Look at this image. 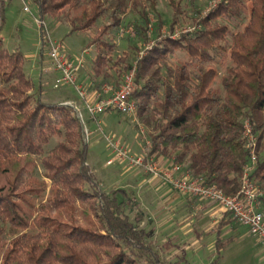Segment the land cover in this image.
Here are the masks:
<instances>
[{"label": "trees", "instance_id": "16d2710c", "mask_svg": "<svg viewBox=\"0 0 264 264\" xmlns=\"http://www.w3.org/2000/svg\"><path fill=\"white\" fill-rule=\"evenodd\" d=\"M147 1L155 12V0ZM167 1L174 14L169 28L188 17L194 29L157 42L136 63L132 98L147 129L148 154L166 157L232 196L249 158L243 138L248 122L257 138L252 179L263 192L264 210V0H218L210 9L197 0ZM31 2L40 20H63L69 33L95 30L88 42L97 49L94 90L118 82L129 67L126 55H110L108 32L128 11L139 14L137 37H145L149 22L147 12L138 11L141 0ZM156 22L159 33L163 25ZM33 90L22 53L9 52L0 38V264H190L183 249L173 260L160 258L150 233L130 218L135 200L125 189L102 190L87 164L75 109L44 102L40 87ZM37 167L42 178L35 176ZM227 242H216L210 264Z\"/></svg>", "mask_w": 264, "mask_h": 264}, {"label": "rangeland", "instance_id": "374dc122", "mask_svg": "<svg viewBox=\"0 0 264 264\" xmlns=\"http://www.w3.org/2000/svg\"><path fill=\"white\" fill-rule=\"evenodd\" d=\"M141 1L138 11L144 10L147 12L149 19L143 39L137 37L134 31V25L139 20L137 11H128L123 16L121 24L107 34L109 41L114 45L110 55L113 59L126 55L127 61L125 63L129 64V67L133 63H137L157 42L162 41L164 38L179 37L190 31L194 25L188 17L180 18L179 22L170 29L169 25L174 14L167 0H155V12L149 10L147 0ZM209 2L210 0L196 1L201 9L206 8ZM25 4L29 7L30 12L23 11V3L20 0H0V38L5 48L9 52L19 51L22 53L24 72L34 85L33 92L40 87L42 101L58 103L66 98L78 99L79 97L74 88L65 85L54 87L58 73L51 69L47 56V43L44 39L41 43V30L36 22V18H38L36 6L31 0H25ZM189 15H192V13H189ZM157 18L163 25L159 33L155 32ZM43 20L51 41L58 42L63 52H66L72 60L82 57L83 66L79 72L84 73V69L87 68L88 71L84 76L91 80L92 57L96 55L97 49L95 45L89 46L88 42L93 37L95 30L84 33H69L70 27L67 22L52 17H44ZM103 21L107 22L108 20L105 18L98 21L96 26H100ZM132 44L137 48H132ZM177 57L182 58V52L178 51ZM114 69H116V66H114ZM124 72L122 70L120 77ZM84 83L88 84V81ZM88 92L92 94L93 91L90 89ZM80 102L82 101L80 100ZM77 106L80 109L84 141L87 144V164L100 181L102 190L109 191L114 188H123L127 191L129 197L139 196L140 189L138 185L130 184L129 177L124 172V174L122 173L124 165L130 167L127 161L114 160L113 163L107 164V160L112 157V148L108 140L118 142L131 156L140 155L146 149V141L149 142L145 126L138 121L136 113L134 116H130L118 112H107L88 120L85 110L80 105ZM141 130H143L142 133ZM57 142L58 139L52 140L46 150L52 148ZM35 176L42 178L40 167H37ZM260 191L263 193L261 189ZM147 202V211L142 209L148 212V216H144L142 210L137 213L135 211L137 205L129 208V215L139 227L146 228L150 233L154 250L163 261L175 259L176 254L182 248L185 250L186 258L190 264H210L217 256L215 249L216 230L203 231L199 237H188L186 239L185 235L182 234V230L177 227L176 235L178 239L174 240L169 226L166 225L167 222L164 220L171 217H183L186 213L184 209L179 207L171 210L168 204L165 203L154 209L158 201L153 203L152 199ZM262 211L264 213L263 209ZM152 215L157 216L154 218ZM210 226L211 224H207L208 228ZM199 227L202 230V226L199 225ZM193 228L195 227L193 226ZM219 239L221 241L230 240L221 247L220 257L216 264H264V245L257 242L246 227L238 224L237 232L232 235L226 234L223 230L219 235ZM166 241L171 242L168 248L162 245ZM139 264L144 263L140 262Z\"/></svg>", "mask_w": 264, "mask_h": 264}, {"label": "built area", "instance_id": "2783aa9c", "mask_svg": "<svg viewBox=\"0 0 264 264\" xmlns=\"http://www.w3.org/2000/svg\"><path fill=\"white\" fill-rule=\"evenodd\" d=\"M23 3V11L30 12L29 7ZM218 0L209 2L208 9L214 7ZM206 9V11H208ZM43 39L48 45L47 56L51 69L58 73L55 79L54 87L65 85L74 88L79 99L83 102L84 108L90 118H95L107 112H118L125 115L134 116L137 111V103L132 98L135 85V74L137 64L133 63L127 71L119 78L116 83H103L92 94L88 88L77 81V76L83 66L82 57L75 60L67 57L58 42L51 41L44 20L36 18ZM194 28L191 27V32ZM151 46V45H150ZM76 111L77 116L81 119L80 109L77 105L70 104ZM143 130H141V133ZM243 138L245 149L248 151V161L242 167L239 177V189L232 195H225L214 184H207L202 176L195 177L182 165L171 160L168 167L161 165L158 160L148 154L149 142L146 141V149L142 154L131 156L118 142L108 140L112 148V157L107 160V164L113 163L114 160H126L132 168H139L151 177L160 179L171 189L198 199L208 201L218 205L231 217L248 230V232L258 239L264 245V213L259 203V197L262 195L258 184L252 179V173L257 161L256 153V134L251 130L248 122L243 126Z\"/></svg>", "mask_w": 264, "mask_h": 264}, {"label": "crops", "instance_id": "0c3cea01", "mask_svg": "<svg viewBox=\"0 0 264 264\" xmlns=\"http://www.w3.org/2000/svg\"><path fill=\"white\" fill-rule=\"evenodd\" d=\"M64 53L66 54L67 57H69L66 52ZM93 59L94 57H92V62ZM87 71L88 69L85 68L83 71L84 73L79 72L77 76V81L85 85L88 88V91L90 89L91 91H93L94 77H93L92 67H91L92 75H90L91 80H89V78L84 76ZM87 81L88 84H85L84 82ZM58 103H62V104L73 103L75 105H80V107L84 109L86 112V109L84 108V104L83 102H80L79 98L78 99L66 98L62 102H58ZM86 114L88 116V120H90V117L87 112ZM156 159L161 165L165 167H168L171 163V160L166 157L159 156ZM182 168L185 169L184 166H182ZM123 170L124 171H122V173L124 172L129 177V183L132 185H138V188L140 189L139 196L131 197V199L135 200V205H137L135 209L137 213L142 210V212H144V216H148V212H146L148 209L146 203H148L147 201H150L152 199H153V203H155V201L156 202L158 201L155 204L154 209H156L160 205H163V203L168 204L169 209L171 210L179 207L184 209L186 213L183 217L181 218L171 217L164 220L167 222L166 225L169 226V230L171 231L173 237L172 239L174 240L178 239V236L176 235L177 227H179L182 230V234L185 235L186 239L188 237H199L202 235L203 231L216 230V240H215V249H216L217 241L229 242L230 240L227 239L221 241L219 239V235L223 230L226 234L229 235L230 234L232 235L235 232H237L238 224L232 221V219H229L226 215L227 212L224 211L222 208H220L218 205L198 199L197 197L179 193L171 189L167 184L163 183L160 179L149 176V174L145 173L141 169L130 168L127 167V165H124ZM142 208L145 209L146 211H143ZM152 216H154L155 218L157 215H152ZM142 221L143 223H145L144 220ZM207 224L208 225L211 224V226L208 228ZM199 225L202 226V230L200 229ZM193 226L195 228H193ZM256 240L257 242H259L257 238Z\"/></svg>", "mask_w": 264, "mask_h": 264}]
</instances>
